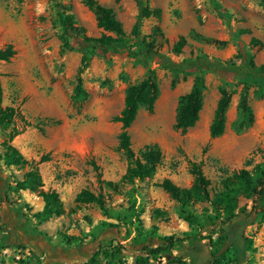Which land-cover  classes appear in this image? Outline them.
Wrapping results in <instances>:
<instances>
[{
    "label": "rangeland",
    "instance_id": "374dc122",
    "mask_svg": "<svg viewBox=\"0 0 264 264\" xmlns=\"http://www.w3.org/2000/svg\"><path fill=\"white\" fill-rule=\"evenodd\" d=\"M97 1L113 11L130 38L137 16L134 0ZM214 2L227 11L228 23L217 16ZM56 4L74 16L78 23L74 27H83L86 37L102 36L93 13L81 0H0V49L12 45L15 50L11 60L0 62L1 106L15 109L11 123L0 126V157L7 144L26 161L6 167L0 160V237L7 242L6 248L0 243V264H48L43 257L48 243L51 252L63 249L70 254L67 264L80 263L101 238L125 247L122 262L115 264H134L133 253L156 247L168 236L187 241L149 264L175 259L209 264L213 250L200 237H206L203 227L217 214L205 202L193 203L195 216L188 225L178 214V204L160 185L170 180L180 189L190 188V166L197 163L213 197L226 177L263 164L264 82L221 78L205 71L173 74L156 60L144 64L114 53L80 50L72 36L64 49ZM150 6L161 10V18L145 21L142 35L174 61L204 55L219 62H238L243 48L256 65L264 64V49L249 45L252 38L264 43L261 0H152ZM180 37L185 45L176 55L173 46ZM83 58L86 66L79 76L88 96L74 101ZM150 70L159 86L158 99L152 113L139 110L128 132L135 155L156 145L162 160L152 178L112 190L106 182L118 183L127 167L125 155L118 150L120 125L113 118L123 109L126 89L144 80ZM196 78L204 82L203 106L194 127L182 132L174 128L178 102ZM220 89L231 94V102L224 134L211 138L209 126ZM34 167L42 189L58 194L61 216L39 222L35 215L43 208L42 199L37 192L16 189ZM83 189L102 198L107 216L95 203L75 202ZM239 205L251 212L249 223L242 229L241 220H236L230 239L235 233H243L242 238L235 236L220 264H264V200L254 211L246 200ZM135 214L138 219L132 218ZM104 223L119 225L118 233L104 231ZM217 237L215 233L212 239ZM108 261L103 259L102 264Z\"/></svg>",
    "mask_w": 264,
    "mask_h": 264
},
{
    "label": "trees",
    "instance_id": "16d2710c",
    "mask_svg": "<svg viewBox=\"0 0 264 264\" xmlns=\"http://www.w3.org/2000/svg\"><path fill=\"white\" fill-rule=\"evenodd\" d=\"M52 1L55 2V0ZM81 1L93 13L96 26L103 34L99 38L86 37L83 27H74V25H78L74 16L61 11L59 4H56L59 24L63 31L61 40L64 49L69 48L70 44L67 38L72 36L80 50H89L101 55L114 53L119 56L136 59L144 64L156 60L162 69L173 74H192L205 71L221 78L232 77L241 80L264 82V64L256 65L253 58L243 48L239 50L237 55L238 62H219L204 55L190 56L180 61H174L169 55L161 52L155 45L154 40H148L142 35V27L145 21L150 18H161V10L150 6L152 0H134L137 7V16L130 32V38L126 36L121 23L115 18L111 9L104 7L97 0ZM261 2L264 3V0H261ZM213 8L217 16L228 23L227 11L222 9L217 2L213 3ZM156 32L161 33L159 28H156ZM184 45L185 39L180 37L173 46V53L180 55ZM249 45L264 49V43L255 38L250 40ZM14 56L15 50L12 45H7L3 49H0V62H8ZM85 66L86 61L83 58L74 87V96L72 97L74 101L79 98H87L88 96L83 89L82 79L79 76ZM203 89V79L196 78L191 90L180 97L174 125L175 129L185 132L197 123L203 106ZM219 95L209 126L211 138H218L224 134L226 112L231 102V94L225 89H220ZM158 96L159 86L151 70L144 80L130 85L126 89L123 109L118 116L113 118V121L120 125L118 150L125 155L127 167L118 183L106 182V185L110 189L115 190L119 184L135 185L136 182H144L152 178L158 165L161 163L162 154L156 145L146 147L139 156L135 155L131 148L128 132L140 109L143 108L149 113L153 112ZM1 102L2 88L0 83V126L9 125L14 116L15 109L13 107L2 108ZM244 110L248 111L246 105H244ZM250 121H252V117H250ZM4 148L5 151L0 160L3 161L6 167H18L26 163L24 157L15 147L5 144ZM190 174L193 177V181L191 187L188 189H180L170 180H164L160 186L178 204V214L188 225L193 224L195 216L191 209L193 203L205 202L209 205L212 212L217 214L216 219L210 220L208 225L203 227L204 231H207L206 237L200 238L208 240L209 246L213 250L209 264H220L225 254L232 247L233 241L235 242L233 240L235 236H239L240 239L242 238L243 233H235L233 234V238L230 239L232 229L239 222L236 220H241L242 223L239 222L238 225L242 229L249 223L251 212L247 213L245 206L241 207L239 205L241 200L251 203V211L256 210L258 204L264 200V163L254 166L252 171L240 170L238 173L226 177L221 181L220 192L216 193L213 197L209 194V181L204 176L199 164H191ZM42 187L41 177L36 167L27 172L22 181L16 183L18 191L28 190L37 192L38 196L42 199L43 208L35 215L39 219V222L52 216H61L64 213L58 194L55 191H44ZM75 202L84 204L95 203L106 216L108 215L102 198L86 189H83L76 195ZM132 216L133 219H138V215ZM108 229L114 233H118L119 225L104 223V231ZM215 233L218 235L216 241L212 239ZM193 238L196 239L197 236ZM186 241L187 239L185 240V238L175 236L164 237L156 247L147 248L145 249L146 251H140L139 253H133L134 264H149L151 260L157 262L165 253ZM0 243L2 248H6L5 244L7 242L5 237H0ZM225 245H227L226 249L221 252ZM20 248L23 249L24 247L20 246ZM125 251L126 249L122 245H113L110 240L101 238L94 242L92 250L86 259L76 264H102L103 259H109L106 264H115V261L121 263ZM169 264L184 263L175 259Z\"/></svg>",
    "mask_w": 264,
    "mask_h": 264
},
{
    "label": "crops",
    "instance_id": "0c3cea01",
    "mask_svg": "<svg viewBox=\"0 0 264 264\" xmlns=\"http://www.w3.org/2000/svg\"><path fill=\"white\" fill-rule=\"evenodd\" d=\"M69 255L70 254L67 253L66 251L64 252L63 249L54 250L53 252H51L49 243L48 246L45 247L43 252V257L45 258L44 260L48 261V264H59V262H62L61 264H67L69 263L68 262ZM5 264H17V263H9L8 261H6Z\"/></svg>",
    "mask_w": 264,
    "mask_h": 264
},
{
    "label": "flooded vegetation",
    "instance_id": "af4514ba",
    "mask_svg": "<svg viewBox=\"0 0 264 264\" xmlns=\"http://www.w3.org/2000/svg\"><path fill=\"white\" fill-rule=\"evenodd\" d=\"M89 253H90V252H89ZM89 253H87V254H86V256H85L84 260H85V259H86V257L89 255ZM80 255H81V254H80ZM81 257H82V256H80V258H81ZM69 261H70V260H69ZM69 261H68V262H69Z\"/></svg>",
    "mask_w": 264,
    "mask_h": 264
},
{
    "label": "water",
    "instance_id": "95a60500",
    "mask_svg": "<svg viewBox=\"0 0 264 264\" xmlns=\"http://www.w3.org/2000/svg\"><path fill=\"white\" fill-rule=\"evenodd\" d=\"M226 247H227V245H225V246H224V248L221 250V252H222L223 250H225V249H226Z\"/></svg>",
    "mask_w": 264,
    "mask_h": 264
},
{
    "label": "built area",
    "instance_id": "2783aa9c",
    "mask_svg": "<svg viewBox=\"0 0 264 264\" xmlns=\"http://www.w3.org/2000/svg\"><path fill=\"white\" fill-rule=\"evenodd\" d=\"M26 252V251H25ZM17 258H19V257H17Z\"/></svg>",
    "mask_w": 264,
    "mask_h": 264
}]
</instances>
